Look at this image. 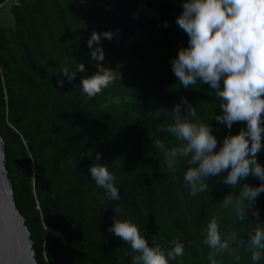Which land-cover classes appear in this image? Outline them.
<instances>
[{
    "label": "trees",
    "instance_id": "16d2710c",
    "mask_svg": "<svg viewBox=\"0 0 264 264\" xmlns=\"http://www.w3.org/2000/svg\"><path fill=\"white\" fill-rule=\"evenodd\" d=\"M10 2L13 25L0 22V135L38 264H132L130 245L108 231L114 219L136 224L165 255L179 240L184 254L169 264H212L205 239L213 218L222 240L237 237L213 257L216 264H264V250L253 261L248 244L256 228L264 229V193L254 206L258 220L249 211L241 221L222 203L244 184L257 187L261 181L250 175L232 188L222 172L206 177V190L192 196L184 182L186 159L169 170L149 135L155 133L166 149L179 146L161 129L173 122L172 109L182 98L196 109L190 120L212 127L217 151L225 136L246 127L236 123L229 130L217 123L215 91L199 81L184 89L172 71L178 50L188 46L176 23L183 0ZM94 31L113 33L111 40L101 39L102 62L91 59L87 45ZM81 63L85 71L68 82L62 70L76 72ZM103 68L115 70L118 79L90 98L81 78ZM257 160L264 165V139ZM94 163L115 177L119 200L95 184L89 171ZM116 207L122 214L116 215Z\"/></svg>",
    "mask_w": 264,
    "mask_h": 264
},
{
    "label": "clouds",
    "instance_id": "9594fccd",
    "mask_svg": "<svg viewBox=\"0 0 264 264\" xmlns=\"http://www.w3.org/2000/svg\"><path fill=\"white\" fill-rule=\"evenodd\" d=\"M182 9L176 23L187 34L188 46L181 47L171 61L175 77L184 89L199 81L215 91L221 110L214 117L217 123L226 125L229 130L236 123H244L246 127L238 134L225 136L217 151L218 140L212 127L190 120L188 117H196V109L182 98L172 109L173 122L161 129L180 142L179 146L166 149L164 141L155 133L149 135L153 146L163 152L169 170L182 158L186 159L189 167L184 182L192 196L206 190V177L219 176L222 172L227 173L223 183L232 188L239 187L240 181L250 175L257 177L261 181L259 186L244 184L238 194L229 193L222 203L225 208L234 209L241 221L249 211L258 220L260 213L254 206L264 193V165L257 160L264 139V0H183ZM102 37L111 40L113 33L94 31L87 41L91 59L97 62L105 59ZM93 45L100 46L93 49ZM84 71L85 65L81 63L76 72L65 68L62 74L72 82L77 72ZM118 76L115 70L103 68L102 72L82 77V92L95 97ZM63 84L64 80H60L59 85ZM96 161H101L100 153L96 154ZM89 171L95 184L103 188L111 200L120 199L115 177L104 164L94 163ZM114 212L120 215L122 209L116 207ZM108 231L130 245L135 253L132 264H169V258L184 254L179 240L173 241L174 247L167 255L159 246H150L138 226L130 221L114 219ZM206 233L205 243L213 249L209 259L216 264L213 257L228 250L229 241L234 242L237 237L231 233L222 240L215 218L208 223ZM152 243L155 244V240ZM248 244L253 250L251 259L259 261L264 250V229L256 228Z\"/></svg>",
    "mask_w": 264,
    "mask_h": 264
},
{
    "label": "water",
    "instance_id": "95a60500",
    "mask_svg": "<svg viewBox=\"0 0 264 264\" xmlns=\"http://www.w3.org/2000/svg\"><path fill=\"white\" fill-rule=\"evenodd\" d=\"M0 264H38L29 228L16 206L0 135Z\"/></svg>",
    "mask_w": 264,
    "mask_h": 264
},
{
    "label": "rangeland",
    "instance_id": "374dc122",
    "mask_svg": "<svg viewBox=\"0 0 264 264\" xmlns=\"http://www.w3.org/2000/svg\"><path fill=\"white\" fill-rule=\"evenodd\" d=\"M10 1H5L3 6L0 8V22L6 25H13V17L9 12L10 9ZM4 13V14H1Z\"/></svg>",
    "mask_w": 264,
    "mask_h": 264
},
{
    "label": "built area",
    "instance_id": "2783aa9c",
    "mask_svg": "<svg viewBox=\"0 0 264 264\" xmlns=\"http://www.w3.org/2000/svg\"><path fill=\"white\" fill-rule=\"evenodd\" d=\"M6 1H12L14 4H17L18 3V0H6ZM5 2V1H4ZM4 2H1L0 3V6L2 5V4H4Z\"/></svg>",
    "mask_w": 264,
    "mask_h": 264
},
{
    "label": "crops",
    "instance_id": "0c3cea01",
    "mask_svg": "<svg viewBox=\"0 0 264 264\" xmlns=\"http://www.w3.org/2000/svg\"><path fill=\"white\" fill-rule=\"evenodd\" d=\"M1 14H4V13H1ZM0 19H1V17H0Z\"/></svg>",
    "mask_w": 264,
    "mask_h": 264
}]
</instances>
